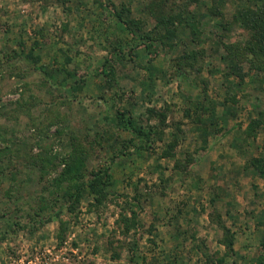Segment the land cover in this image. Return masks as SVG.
Segmentation results:
<instances>
[{
	"label": "rangeland",
	"instance_id": "obj_1",
	"mask_svg": "<svg viewBox=\"0 0 264 264\" xmlns=\"http://www.w3.org/2000/svg\"><path fill=\"white\" fill-rule=\"evenodd\" d=\"M149 1L0 0V264H131V251L138 264H215L218 256L264 264V182L249 163L264 158V125L252 123L264 110V49H245L249 26L223 27L247 0H222L217 15L208 11L214 0H199V42L187 33L156 39L153 53L138 38L155 24ZM116 11L143 27L127 32ZM36 40L40 63L60 64L62 48L76 74L65 81L36 70L24 56ZM224 43L240 46L237 58ZM183 49L197 51L196 62L177 59ZM78 78L83 88L72 91ZM148 108L166 112L162 138L151 143L116 119L125 112L123 121L157 127ZM71 134L89 152L85 178L109 168L101 203L82 188L70 209L61 191L49 193L61 166L44 175L34 168L44 147L69 150ZM174 138L175 159L192 156L187 168L160 157ZM132 211L137 224L125 234L120 216Z\"/></svg>",
	"mask_w": 264,
	"mask_h": 264
},
{
	"label": "trees",
	"instance_id": "obj_2",
	"mask_svg": "<svg viewBox=\"0 0 264 264\" xmlns=\"http://www.w3.org/2000/svg\"><path fill=\"white\" fill-rule=\"evenodd\" d=\"M61 2H66L69 0H60ZM215 4L209 8V12L212 15L221 14L220 11V3H223L222 0H214ZM200 3L199 0H182V4L179 10L176 9L177 3L175 0H151L148 3V7L150 8V13H152L155 24L153 28L149 31L142 32L139 35V39L143 41V47L145 50L150 53L155 52L156 45L153 40H158L164 43H167L166 40L173 39H181L178 38L183 34L187 33L188 39L190 41L199 42L200 32L202 33L200 19L197 17L195 13H193L194 7ZM193 4V7H192ZM193 9H192V8ZM192 9V10H191ZM188 11V12H187ZM117 16L118 21L121 22L122 26L126 29L127 32L133 33V29L142 28L143 21H125L121 11L114 12ZM231 23L249 26L251 30V38L247 40L245 44L251 43V45L245 46V49L252 51L253 48L258 47L264 49V0H261L259 4L255 6H251L249 0H247V4H243L241 6H236L235 11L232 15V20L230 22H226L223 24V27L228 28ZM258 29H261L262 33H255ZM187 30V32H185ZM204 30V28H203ZM132 35V34H131ZM252 40V41H251ZM34 44L28 50H25L24 56L33 64V67L36 70H39L44 75H46L47 79H53L56 75L62 76L61 78L66 81L68 77L74 76L76 73L75 69H68L67 65L74 62V57L70 56L67 51L60 48V52L62 53L63 60L60 64L55 65L54 67L46 66L40 63L39 55L33 52L34 46L37 45V40L33 42ZM181 46L185 45V42H179ZM244 44V45H245ZM19 45L24 48V43L19 41ZM224 48H228V57L229 58H237L238 52L235 50L232 51L233 48L238 49L239 45H234V43L226 44L224 43ZM118 46V44H117ZM113 45V49H111V55L114 59H119L124 56L121 47H117ZM248 47V48H247ZM184 51L179 56L180 61L185 62L187 59L190 61L196 62L197 51H192L190 49H183ZM15 54V53H12ZM7 60L10 59L9 56L6 57ZM191 62V63H194ZM109 63V59L105 58V65ZM180 65V62H178ZM74 67V65H73ZM108 70H112V67ZM112 80L114 78L111 76L107 79V86H111ZM62 82V80H61ZM60 83V81H59ZM83 88V82L79 81V78L73 82L71 85V90L79 92ZM106 88V87H105ZM104 90V89H103ZM100 99H103L102 96H99ZM149 114L158 116L159 124L157 127L147 124V126L137 125L131 115L124 120L125 112H117L116 119L118 122L123 124L124 127L130 128L132 130L133 135L139 139L140 141H144L145 143H151L156 140H161L162 132L158 131L160 127L163 128L166 120V112L165 110H155L154 108H148ZM58 119V118H57ZM57 122V121H56ZM54 121H50V123L46 126V129L52 124L56 123ZM252 123L257 126L260 124L264 125V110L259 112L258 116L252 120ZM146 127V130H145ZM160 128V130H161ZM59 129V128H58ZM56 129V134L61 135V130ZM46 135V133H45ZM175 137V136H174ZM79 136H74L71 134L69 138L70 148L64 154H57L49 150L50 148L44 147L37 154H34L33 164L34 168H36L42 175L48 172V168L50 170H56L57 166H61L60 170L57 174L50 179V187L52 191H49L52 195L54 193H59L61 191V195L65 199L66 204L70 209H73L82 198V188H87V192L89 194H93L97 202L101 203L102 199H104L107 195V186H109L112 182L111 176L109 173L108 166L99 168L97 170L91 171L89 177L85 178L84 170L86 169V159H88L89 152L88 149L83 145V143L79 140ZM131 139V138H130ZM128 140V142L133 143L134 140ZM177 144L176 138L172 140V142H168L167 146L164 148L160 157L173 159L174 166L176 169L187 168L188 163L193 161L191 155H187L183 160L175 159L174 148ZM264 149V145H263ZM252 167L255 168V171L259 176L263 178L264 182V158L262 160L258 158H253L249 161ZM142 198L141 196H137V200ZM133 215L131 217L126 215H121L119 223L122 224V232L128 233L130 228H134L137 224L136 214L132 211ZM225 245L227 246L228 252L232 251V236L231 238H226ZM134 254L131 251L130 254V263L138 264L134 261ZM210 259V258H209ZM264 259V257H263ZM215 264H227L224 257H217L215 259Z\"/></svg>",
	"mask_w": 264,
	"mask_h": 264
}]
</instances>
